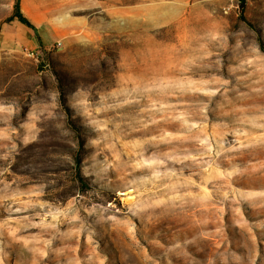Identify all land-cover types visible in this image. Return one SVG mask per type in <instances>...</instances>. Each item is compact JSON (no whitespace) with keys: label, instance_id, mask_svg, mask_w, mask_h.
Instances as JSON below:
<instances>
[{"label":"rangeland","instance_id":"obj_1","mask_svg":"<svg viewBox=\"0 0 264 264\" xmlns=\"http://www.w3.org/2000/svg\"><path fill=\"white\" fill-rule=\"evenodd\" d=\"M16 2L0 264H264V0Z\"/></svg>","mask_w":264,"mask_h":264},{"label":"bare ground","instance_id":"obj_2","mask_svg":"<svg viewBox=\"0 0 264 264\" xmlns=\"http://www.w3.org/2000/svg\"><path fill=\"white\" fill-rule=\"evenodd\" d=\"M151 7V6H150ZM154 8V7H153ZM152 9V8H151ZM150 9V10H151ZM157 9V8H156ZM149 10V9H148ZM150 10L148 11V12H150ZM152 10H154V9H152ZM168 10V13H164V10H163V13H159L158 11H156V10H154V11H156V14H157V16H155V18L157 17L158 18V21H159V19L160 20H162L161 21V23L163 22V21H165V22H167L168 20H167V18H170V19H172V18H174V16L177 18L178 16H179V14H177V12H179V10H180V8H178V9H171V8H168L167 9ZM152 12L151 11V13H155V12ZM172 11H175L174 13L172 12ZM119 13V12H118ZM155 14V15H156ZM153 15V14H152ZM151 15V16H152ZM153 17V16H152ZM178 19V18H177ZM167 20V21H166ZM175 20V19H174ZM151 21V20H150ZM155 21H157V20H155ZM171 21H173V19L171 20ZM186 22H188V21H186ZM153 23H154V21H153ZM164 23V22H163ZM149 24V23H148ZM155 24V23H154ZM159 24V23H158ZM187 24V23H186ZM150 25H151V22H150ZM157 25V24H156ZM198 26H199V24H198ZM203 27V26H202ZM190 28V27H189ZM192 28V27H191ZM195 28V27H194ZM204 28V27H203ZM198 29V28H197ZM196 28H195V30H197ZM185 30V29H184ZM192 30V29H191ZM190 30V31H191ZM194 32V31H193ZM197 32H200L199 31V29L197 30ZM192 33V32H191ZM204 33V32H203ZM199 34V33H198ZM204 36V34L202 35V37ZM200 38V37H199ZM194 42V41H193ZM193 45H195V44H193ZM189 46V45H188ZM191 47V46H190ZM186 48V47H185ZM194 47H192V49H193ZM186 49H189V48H186ZM192 49L190 48L189 50H190V52L192 51ZM166 50H169V49H166ZM166 50H164V51H166ZM194 50V49H193ZM184 51H185V49H184ZM186 52V51H185ZM188 52V51H187ZM165 53V57H163L164 58V62H165V64H164V69H162L161 71V73H163L164 75H168V76H171V77H174V78H176V76L178 75V73H179V70H178V68H176V67H172L171 65H174V64H170V65H168V63L169 62H171L173 59L171 58V56H170V52L169 51H167V52H164ZM194 53V52H193ZM158 55V54H157ZM154 58V57H153ZM152 58V59H153ZM163 58H161V59H163ZM148 60V59H147ZM157 60H158V57H157ZM156 60V61H157ZM148 61H150V60H148ZM154 61V60H153ZM175 61V60H174ZM151 63H153V62H151ZM156 63V62H155ZM149 64H150V62H149ZM151 65V64H150ZM152 65H154V63L152 64ZM156 65V64H155ZM160 65V64H159ZM176 65V64H175ZM170 66V67H169ZM150 67H152V66H150ZM162 67V66H161ZM172 67V68H171ZM163 68V67H162ZM152 69H154V68H152ZM181 71V70H180ZM175 80H178L177 78L175 79ZM176 83H178V82H176Z\"/></svg>","mask_w":264,"mask_h":264},{"label":"trees","instance_id":"obj_3","mask_svg":"<svg viewBox=\"0 0 264 264\" xmlns=\"http://www.w3.org/2000/svg\"><path fill=\"white\" fill-rule=\"evenodd\" d=\"M13 17H17L21 22L25 23L27 26L33 28L34 30L37 31L36 26L22 13L20 9V0H17L16 5H15V12L13 14ZM261 46L264 49V43H261Z\"/></svg>","mask_w":264,"mask_h":264}]
</instances>
